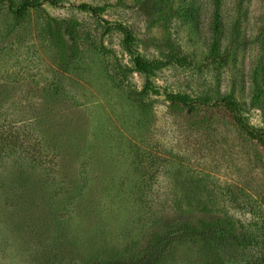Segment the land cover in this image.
Instances as JSON below:
<instances>
[{
    "label": "rangeland",
    "instance_id": "rangeland-1",
    "mask_svg": "<svg viewBox=\"0 0 264 264\" xmlns=\"http://www.w3.org/2000/svg\"><path fill=\"white\" fill-rule=\"evenodd\" d=\"M39 1L21 18L0 3V264L131 262L215 222L218 241H177L159 264L264 263V144L214 100L264 131V0ZM83 3L129 26L136 51ZM136 54L191 65L148 75Z\"/></svg>",
    "mask_w": 264,
    "mask_h": 264
},
{
    "label": "trees",
    "instance_id": "trees-1",
    "mask_svg": "<svg viewBox=\"0 0 264 264\" xmlns=\"http://www.w3.org/2000/svg\"><path fill=\"white\" fill-rule=\"evenodd\" d=\"M52 5H57L59 2L58 0H47ZM0 3H6L9 5L11 11L14 13V15L18 18L24 17L28 11L31 9H35L42 6V2L39 0H22L19 3H15L13 0H0ZM78 9L87 11L91 13L92 16L99 18L103 24L105 25V32H110L113 29H117L124 35V44L128 51L134 52L135 50V43H136V37L133 34V31L131 28L125 24L122 23H115L112 24L109 20H106L104 18H101L100 15L103 11V9L100 6H94L91 4H80L77 6ZM187 15H191V17H194V13H192L191 10H186ZM220 15L219 13L215 14L214 22H213V31L215 33L214 39H213V45L211 47L210 55L212 56V59L214 60H224L225 57H227V54H220L219 49L221 46L220 41V33H221V23H220ZM74 29L72 26H68L67 29L64 32V35L66 34L73 38L74 36ZM66 33V34H65ZM74 39V38H73ZM177 63L181 66H189L191 65L190 61H188L185 57H181L178 55L172 56L170 60H160V59H154V60H146L141 55L136 54L134 57V64L135 68L139 71H142L146 74H153L157 70H160L172 62ZM151 85V82L148 81V85ZM169 99L176 104H182L190 108H194L195 101L189 96L185 94L180 93H169L168 94ZM210 98V99H206ZM215 103L223 105L233 116L237 124L246 132V134L251 137L252 139H255L261 143L264 144V131L261 129H258L251 125L240 113V107L239 104L236 102V100L233 98V96L228 94H217L215 97ZM211 101V97H203L202 101L203 103H208ZM10 138L5 140V143H1L0 151H7L11 147V142L9 140ZM218 222L212 223V224H205V226H195L191 225L189 223H185L184 225H181L179 230L177 232H172L169 236H158L155 238L154 242L151 243L148 248L144 251L143 255L140 257L134 258L131 262H103V263H90V264H159L166 256V253L170 250L172 243H176L180 240H203L205 242L215 243L218 241ZM179 234V235H178ZM159 249H162L159 251ZM251 264H264L263 261L260 259V261H252Z\"/></svg>",
    "mask_w": 264,
    "mask_h": 264
}]
</instances>
